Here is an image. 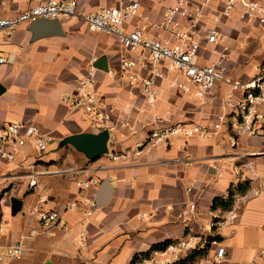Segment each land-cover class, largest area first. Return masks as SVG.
I'll return each instance as SVG.
<instances>
[{
	"label": "crops",
	"instance_id": "obj_1",
	"mask_svg": "<svg viewBox=\"0 0 264 264\" xmlns=\"http://www.w3.org/2000/svg\"><path fill=\"white\" fill-rule=\"evenodd\" d=\"M38 1H5L1 15L14 16ZM119 1L80 0L79 7L93 11ZM138 1L141 19L134 18L128 28L138 23L147 26L149 36L164 37L154 25L169 0ZM190 1L197 5L204 0ZM224 1L209 0L203 8L198 64L220 63L232 80L247 83L264 63V25L234 13L219 23L225 40L206 41L203 35ZM59 20L62 34L34 37L30 23H21L2 45L7 61L0 64V124H33L59 149L50 158L28 143L12 163L0 164V254L16 244L23 248L21 256L6 258L4 264H160L149 261L154 249L191 236L200 242L199 248L170 264H264V118L257 135L242 132L240 120L231 118L215 136L172 137L159 152L137 156L134 143L150 132L155 115L171 120H195L202 113L214 117L223 111L230 85L218 82L202 99L170 86L173 73L162 66L155 83L157 100L149 104L120 73L119 57L125 51L115 36L91 32L77 17ZM93 56L104 58L95 87L102 103L115 108V130L110 132L107 155L90 160L62 143L69 135L93 132L90 115L63 97L74 93ZM140 73L146 75L144 70ZM235 95L243 97L244 90ZM256 109L264 115V95ZM113 154L122 157L111 160ZM92 178L100 179L93 188L95 196L107 180V201L90 215L66 209L76 197L77 182ZM244 180L249 187L236 194L231 208H213L215 198H226L230 186ZM36 206L58 211L60 222L43 226L31 212ZM215 220L218 223L212 225ZM218 246L225 249L221 259L215 256Z\"/></svg>",
	"mask_w": 264,
	"mask_h": 264
},
{
	"label": "built area",
	"instance_id": "obj_2",
	"mask_svg": "<svg viewBox=\"0 0 264 264\" xmlns=\"http://www.w3.org/2000/svg\"><path fill=\"white\" fill-rule=\"evenodd\" d=\"M5 1L18 3L21 0H0V64L7 61L2 45L10 39L15 28L21 23L45 18L49 20L77 17L91 32L106 33L117 38L124 51L119 57L118 68L122 76L126 77L131 90L136 89L144 95L149 104L157 100L156 80L162 76L161 67L173 73L169 81L170 86L181 90L185 94L194 93L202 99L209 97L218 82L227 83L231 89L224 97L223 111L211 117L206 113L195 120H181L154 116L153 128L140 141L134 143L137 156H145L159 152L172 137L206 138L217 135L222 131L229 119H239V127L248 135H257L261 131L259 125L264 115L256 109L258 99L264 95V63L261 64L258 75L247 83L232 80L226 74L223 65L217 62L198 64L200 41L197 39L200 20L204 15L203 8L209 0L193 5L190 0H169L164 6L160 21L154 26L164 34V37L149 36L147 26L141 27L134 23L133 28L128 25L134 18L142 16L141 4L138 0H121L116 5L100 7L96 10H80V0H40L37 3L20 9L14 16H2L6 9ZM236 13L240 19L255 18L264 25V1L254 0H225L222 10L214 15L212 24L207 28L203 37L210 43L223 42L224 35L219 31L222 17L230 18ZM127 52L136 53L131 57ZM97 57H91L90 66L86 74L79 78L73 94L63 97L71 106L90 115V125L93 132L115 130L112 117L114 106H105L102 95L96 90ZM140 70L146 71L143 76ZM244 90L243 97H236L235 92ZM255 90H259L256 94ZM125 126H131L124 120ZM52 137L33 124L23 121H8L0 124V164L12 163L30 143L36 150L43 152L50 144ZM107 155V154H106ZM122 155L113 154L111 160H118ZM214 168L217 169V166ZM34 180L31 181L33 185ZM100 183L99 178L80 180L77 182L76 197L68 201L66 209H78L90 215L97 207L93 188ZM190 191V189H189ZM190 210H195V204L190 203ZM40 223L45 227H52L61 220V214L56 210H49L42 206L32 208ZM218 221H213L215 225ZM36 233L35 229L31 230ZM212 244H217L212 239ZM196 237L191 236L169 243L164 247L154 249L149 261L160 264H170L179 260L180 256L196 250L200 246ZM21 244L10 247L5 255L0 254V264L5 259L21 256ZM225 249L217 247L216 258L221 259Z\"/></svg>",
	"mask_w": 264,
	"mask_h": 264
},
{
	"label": "water",
	"instance_id": "obj_3",
	"mask_svg": "<svg viewBox=\"0 0 264 264\" xmlns=\"http://www.w3.org/2000/svg\"><path fill=\"white\" fill-rule=\"evenodd\" d=\"M34 37H41L52 34H62L64 32L62 23L59 19L39 18L32 21L29 25ZM98 68H105L104 58H98L96 61ZM0 91L2 87L0 85ZM109 132L102 130L100 132H81L69 135L63 138L62 143L73 146L77 151L83 153L88 159L94 160L109 152L108 140ZM110 196V189L107 180H104L97 191L95 201L97 207L102 206Z\"/></svg>",
	"mask_w": 264,
	"mask_h": 264
},
{
	"label": "trees",
	"instance_id": "obj_4",
	"mask_svg": "<svg viewBox=\"0 0 264 264\" xmlns=\"http://www.w3.org/2000/svg\"><path fill=\"white\" fill-rule=\"evenodd\" d=\"M248 187L249 181L247 180L239 181L238 183L231 185L226 198L217 197L214 199L213 208H221L223 210L231 208L236 194L245 192ZM131 264H134V261Z\"/></svg>",
	"mask_w": 264,
	"mask_h": 264
},
{
	"label": "rangeland",
	"instance_id": "obj_5",
	"mask_svg": "<svg viewBox=\"0 0 264 264\" xmlns=\"http://www.w3.org/2000/svg\"><path fill=\"white\" fill-rule=\"evenodd\" d=\"M58 150V144L52 143L46 148V150L43 151V154L47 157L52 158L55 157V154L58 153Z\"/></svg>",
	"mask_w": 264,
	"mask_h": 264
}]
</instances>
